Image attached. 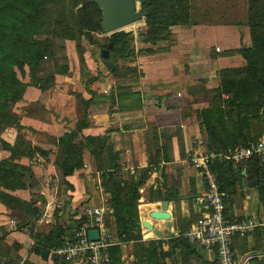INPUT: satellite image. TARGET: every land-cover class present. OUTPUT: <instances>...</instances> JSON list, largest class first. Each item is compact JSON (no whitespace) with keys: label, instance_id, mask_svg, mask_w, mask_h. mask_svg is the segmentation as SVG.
Returning <instances> with one entry per match:
<instances>
[{"label":"trees","instance_id":"1","mask_svg":"<svg viewBox=\"0 0 264 264\" xmlns=\"http://www.w3.org/2000/svg\"><path fill=\"white\" fill-rule=\"evenodd\" d=\"M48 1L0 0V129L15 126L19 133L24 132L25 127L19 122V117L13 110L14 105L23 99L29 86L45 91L55 82V78L52 77L50 84H45L36 74L42 59L47 55L49 46L39 37L46 21L45 9ZM82 1L85 0H79L76 5L75 27L66 20V13L63 12L64 20L61 19L63 24L58 35L76 39L77 30L78 35L92 36L93 32L101 31L105 26L104 12L99 2L88 0L80 6ZM247 2V25L251 43L228 53L240 54L245 63L241 66L221 68L220 84L211 90L216 95V99L211 101L210 106L198 110L205 148L218 155L211 164V169L217 177L221 190L227 192L225 199L227 213L231 205L229 198L237 194L244 181H248L249 186L257 188L259 201L264 206L262 158L253 156L247 161L235 163L230 156V152L236 146H248L255 141L250 137V120L261 118L263 120L261 135L264 134V115H261V109H264V0H247ZM141 8L146 13L147 23L152 27L148 33V39L152 41L165 37L162 33L167 25L185 23L189 17V0H142ZM131 36L132 31L125 28L111 33L108 45L116 52L115 60L130 55ZM25 64L30 67L31 83L20 80L14 68V66L22 68ZM113 71L114 68L110 70ZM102 75L103 73L100 72L97 76L91 77L88 83L97 81ZM123 76L128 75L123 74ZM223 94L228 96L225 105L220 101ZM77 100L84 107L83 116L78 119L73 129L66 131L60 137L51 136L55 145L52 149L34 144L27 135H20V139L12 144L5 140L0 132V147L11 152L10 158H0V203L13 210L19 229L28 228L34 239L31 249L47 259L52 251L63 246L72 237L74 229L79 228L86 217L79 215L75 210L72 214L73 223L67 226L61 223L60 210L54 208L56 220L49 230L40 231L37 228L31 230L32 222L37 223L42 216L46 199L40 194L41 180L36 176L31 164H25L22 159L34 161L37 156L48 159L50 153H55L54 163L60 184L73 189L74 186L67 177L83 169L93 155L96 159L97 172L102 176L101 185L105 192L109 193L108 204L111 212L106 214V225L110 226L113 218L119 238L118 243L109 246L108 264H124L122 245L129 242L134 243L132 254L134 259H137L136 264H191L192 260L194 264H218L216 257L208 261L202 249L184 236V232L192 224H182L181 214L176 216L179 230L177 237L143 239L139 224L138 201L141 197L139 189L147 180L149 172L160 164V149L150 155L148 165L137 179H125L122 175L120 152L115 150L114 143L111 142L112 130L108 129L103 135H85L83 129L88 125V107L92 98L86 99L77 95ZM79 138L80 140L77 141ZM221 154L223 158L220 157ZM162 156L163 159H169L165 156V151ZM164 177L167 179L165 174ZM180 186V181L172 178L164 196L159 193L161 189L158 188L151 190L152 193H158L152 194L150 199L160 197L164 200L176 201ZM207 188L205 182V189ZM176 203L178 204V201ZM199 216L200 214H197V219ZM7 238L10 237L5 231L0 236V242ZM12 240L17 254L15 256L7 246L6 251H0V264L21 262L19 249L22 245ZM167 242L171 245L165 249ZM167 258H171V263L167 262ZM54 264L70 263L55 255Z\"/></svg>","mask_w":264,"mask_h":264},{"label":"crops","instance_id":"2","mask_svg":"<svg viewBox=\"0 0 264 264\" xmlns=\"http://www.w3.org/2000/svg\"><path fill=\"white\" fill-rule=\"evenodd\" d=\"M231 35L234 37V41L229 38L225 39V44L221 42L224 46L223 49L239 47L234 44L241 40L240 31L237 30L234 34L232 32ZM246 42L251 43L249 31ZM213 43H215L214 39L208 38L205 40L203 48H186L185 53L182 54L183 64L181 68L175 66L179 59L173 61L177 59L173 58L176 51L165 54L168 59L166 67L158 65L145 69L144 73L148 76L151 75V77L125 83L130 88H127L128 91L124 88L126 92L122 94L123 100L118 101V108L114 112H110L109 108L105 107L107 99L105 100L104 94H100L102 93L100 88L90 87V91L87 90L84 93V97L86 99L92 98V101L88 107V125L83 129V133L96 136L103 135L108 129H111V142L114 143L115 150L120 152L123 173L125 170H131L132 173H135L137 168L146 167L150 155L160 149L161 162L159 167H154L149 172L147 180L139 189L142 203L138 205V208L140 219L151 220L155 227L164 232L163 239L179 235L176 223L178 213L176 201L182 204L183 212L181 215L183 218H189L192 210L198 215L203 210L199 197L206 191L205 179L199 170H193L186 166L184 157L186 152L188 153L191 149H194V154L206 150L201 122L198 118V110L204 108L207 103L202 89L204 87L209 89L211 88L210 85L217 82L215 79L218 78L217 74L221 68L232 66L233 62H241L242 59L238 54L214 52V46L221 48V45H214ZM163 57L164 55L160 56V58ZM150 88H154L155 93ZM69 89L60 83L45 91L29 86L23 99L13 107L14 112L19 117V122L25 127L24 130H28V132L34 130L36 133H42L46 136L60 137L66 131L73 129L78 119L83 116L84 107L71 95ZM177 97H183L182 102L184 104L181 108L171 103ZM150 98L153 100H149ZM151 102L157 103L149 105ZM169 103L172 105L169 106ZM28 137L33 139L30 134ZM197 141L198 144H196ZM36 144L47 149L44 144ZM164 151L165 156L169 159H163ZM22 161L25 164H31L38 178L47 174L51 180H58L55 184V192L58 193L59 203L66 207V211L60 210L59 212L61 223L67 226L72 224L73 215L68 218L66 215L69 212L73 214L75 210L78 211L79 215H82L88 208L103 206L111 212L108 204L109 193H106L103 186L100 185L96 159L93 155L83 169L67 177V180L74 186L73 189H68L65 185L59 187V174L54 163L55 153H50V160L42 157L36 158L34 161L23 158ZM173 166L181 167L183 171L179 196L176 201H169V210L172 213L171 220H173L169 222L165 219H152L150 212L160 210L164 199L160 197L150 199L149 195L158 193H152L151 188L153 190L161 189L159 193L164 196L167 192V186H170V180L164 177V173L171 178L170 172L173 170ZM45 183L40 189V194L46 199L44 211L37 223L32 222L31 230H35V228L40 231L49 230L50 222L53 218L55 219L52 215L53 204H51L54 203L55 196L53 195L52 198V194H50V197H47L53 181L50 182L45 179ZM250 197L248 196L247 199L244 197L241 200L243 202L241 206L230 205L229 213L233 218L252 216L253 213L251 212L254 210L250 211L249 208L251 206ZM100 199L102 201L96 204L97 200L100 201ZM16 224L17 218L14 216L13 210L0 203V226H6L5 231H9L8 237L22 245L19 249L22 264H54V256H59L56 252L57 249L52 251L47 259L42 258L41 255L31 249L34 239L29 231L19 229L15 226ZM8 226L13 229H9ZM107 228L111 235L108 240L115 244L118 243L119 238L113 218H111V224ZM169 232H172L170 236ZM142 233L144 239L155 236L153 231L143 228ZM234 250L241 262L264 264V256L251 258L253 255L264 252V232L258 230L247 237L236 238ZM122 252L124 264H130L134 260V255L129 252L128 243L122 245ZM202 253L208 261L213 260V253L204 250Z\"/></svg>","mask_w":264,"mask_h":264},{"label":"rangeland","instance_id":"3","mask_svg":"<svg viewBox=\"0 0 264 264\" xmlns=\"http://www.w3.org/2000/svg\"><path fill=\"white\" fill-rule=\"evenodd\" d=\"M87 1L88 0H85L84 2L82 1L83 3L80 2L79 5L82 6ZM48 2L49 3L45 9L46 21L43 25V29H40L41 31L39 37L43 42H47L49 46L48 52L46 53L47 55L44 56L40 67L36 70L37 77L44 80L45 84L48 85L50 84L51 78L54 77L55 82L51 84V87H54L57 83H60L63 87H69L71 95H73L76 99L77 95L84 97V93L87 90L89 92L90 87L100 88L101 90H99L102 92L100 94H104L105 100L107 99V105L105 107L109 108L108 110L110 112L116 111L118 108V101L123 100L122 94L126 92V90H124V86L130 88V86L125 85V83L132 80L140 81L151 77V75L148 76L146 73H144L145 69H150L158 65L166 67L168 59L165 54L168 52L176 51L173 58L177 59H174L173 61L179 59L175 66L181 68V65L183 64L182 54L185 53L186 48H203L205 40L208 38L214 39V45H221V48L218 46L220 48L219 51L217 50V47L214 46V52H220L223 54H228L232 50H237L244 45H249L246 42L249 31V27L247 25V0H189L188 21L185 23L167 25V27L163 28L162 33L163 35L165 34V37L163 39L158 38L156 41L148 39V33L152 27L147 23L146 13L141 8L142 0H131L130 12L132 13V17L130 18L128 24L117 29L121 30L125 28L132 31L130 43L131 53L128 57H119L116 60V52L113 51L108 45V38L112 31L108 30L107 26H104L101 31L93 32L92 36L84 34L78 35V31L76 30V39H68L58 35V32H61V26L63 24L61 19L64 20L63 12L66 13V20L73 27H75L74 16H76V5L79 3V0H49ZM237 30L238 32L240 31L241 40L237 41V44L234 45L239 47H233V49H223L224 46L222 43L225 44L224 40L229 38L234 41V37L231 35V33L233 32L234 34V32ZM244 39L246 40L244 41ZM104 52L108 53L107 57L104 56ZM162 55H164V57L160 58ZM240 58H242L241 62H233L232 66L228 67H236L244 64V58L241 55ZM14 68L17 72V77L20 80L29 83L32 82L30 67L27 64H25L22 68H19L18 66H14ZM112 68H114V71L110 72ZM100 72H102L103 75L97 81L89 84L88 80L91 77L97 76ZM123 74H127L128 76H123ZM217 75L218 78L215 79L217 82L210 85V90L206 89V87L202 89V93L207 100L205 107L210 106L211 101L216 97V95L213 94L211 90L220 84V75L219 73ZM150 90H153L155 93L154 88H150ZM207 91L209 94H207ZM182 98L183 97H177L174 102H170L175 104L176 107L181 108L182 104H184L182 102ZM226 98H228V96L223 94L222 99L220 100L223 105L226 104ZM149 100H153V98H150ZM156 103L157 102H151L148 104L153 105ZM172 104L169 103V106ZM261 113V115H264L263 108L261 109ZM262 127L263 120L261 118L250 120V137H253L255 141L260 137L262 133ZM29 131L30 132L27 130L19 133L15 126H6L0 129L1 136L12 144H15L18 138L20 139V135H27L28 137L30 134L33 139H30L29 137L28 138L34 144H44L47 149L54 148L55 145L53 143V139L50 136H46L42 133H36L34 130ZM13 137L15 138L13 139ZM79 140L80 138L77 139V141ZM196 144H198V141ZM195 154L194 149H191L188 153L186 152L184 157L186 160V166L192 168L193 170H195V168L191 159ZM10 156V151L4 150L2 147H0V158L6 159L10 158ZM220 157L223 158V155L221 154ZM36 158L39 159L42 157L37 156ZM48 160H50V154ZM152 160H154V157H152ZM144 168L145 167L139 169L137 168L135 173H132L131 170H125L122 175L127 180L137 179L143 173L142 170ZM170 174L171 178L167 177L168 180H170V184L172 178L179 180L180 184H182L183 171L181 167L177 168L173 166V170L170 172ZM165 175L168 176L167 174ZM98 177L101 185L102 176L99 174ZM39 179L41 180L39 190L42 189V185L46 184L45 179L50 182L53 181L52 188H50L51 191L47 193V197H50V194H52V198L53 195L55 196L52 210L55 208L58 211H66V207H63V204L59 203L60 199H58V193L55 192V184L58 180H51L47 174L39 176ZM60 185L61 184L59 183V187ZM151 190L153 189L151 188ZM247 195L251 196L249 198L251 201V206L249 207L250 211L254 210L251 212L253 213L251 215L264 216V206L260 203V201H258L259 194L257 188L249 186L248 181H244L237 194L229 198V203L241 206L243 204L241 200H243L244 197L247 199ZM149 196L151 197V195ZM101 201V199L100 201L97 200L96 204H99ZM138 203H142L140 198ZM59 204L60 207H58ZM177 210V216L178 214H182L183 208L181 203H178ZM69 213L66 215L67 218L72 216V213ZM52 215L55 217V219L53 218V220L50 222L51 225L56 220V212L52 211ZM180 217H182V215ZM196 219L197 213L193 212L192 210L189 218L182 219V224L187 225L190 223L191 225L196 221ZM8 228L11 229L12 227L8 226ZM141 228L143 227L141 226ZM25 229L26 231H29L27 230L28 228ZM143 229L147 230L146 228ZM5 230L6 226H0V236H2L1 234ZM152 238L158 239L156 235L154 237H149V239ZM12 244L13 240L11 238L5 239V241L0 242V251H6L8 246L10 247L11 252H13V254L16 256V248ZM128 245L129 252L133 253L134 243L129 242ZM170 245L171 244L167 242L165 244V249H168ZM166 260L167 262L171 263V258H167ZM192 261L191 264H194V261ZM136 263L137 259H134L130 264ZM19 264H22V262H19Z\"/></svg>","mask_w":264,"mask_h":264},{"label":"built area","instance_id":"4","mask_svg":"<svg viewBox=\"0 0 264 264\" xmlns=\"http://www.w3.org/2000/svg\"><path fill=\"white\" fill-rule=\"evenodd\" d=\"M217 50L220 48L217 47ZM217 156L216 152L205 150L195 154L191 159L194 168L204 177L208 188L199 197L203 210L197 221L184 232V236L202 250L213 253L218 264H246L236 256L234 241L236 238L252 235L258 230L264 232V217L232 218L231 214L227 213L225 203L227 192L221 190L211 169V164ZM230 156L235 163L247 161L253 156L261 157L264 162V134L248 146H236L230 152ZM108 212L109 209L103 206L86 209L82 213V216L86 217L85 222L74 229L72 237L56 250L58 255L70 264H108L109 246L114 243L108 240L111 238L105 221ZM93 229L99 230L97 240L89 236ZM263 256L264 252L251 258Z\"/></svg>","mask_w":264,"mask_h":264},{"label":"water","instance_id":"5","mask_svg":"<svg viewBox=\"0 0 264 264\" xmlns=\"http://www.w3.org/2000/svg\"><path fill=\"white\" fill-rule=\"evenodd\" d=\"M100 6L103 8V16L105 21V26L108 30L114 32L117 29L125 26L129 23L132 13L130 12L131 0H97ZM105 57L108 56L107 52L103 53ZM168 200L162 202V207L160 210H153L150 212V217L155 219H165L171 221L172 213L169 210ZM139 224L146 228L148 231H153L158 238L164 237V232L155 227L153 222L149 219H141ZM172 232H169V236ZM89 236L93 240L99 238V230L93 229L89 232Z\"/></svg>","mask_w":264,"mask_h":264}]
</instances>
